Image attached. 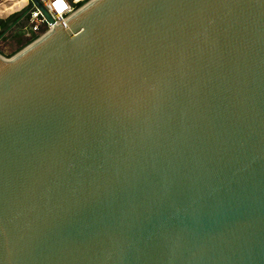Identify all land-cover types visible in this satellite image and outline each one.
<instances>
[{
    "label": "water",
    "instance_id": "1",
    "mask_svg": "<svg viewBox=\"0 0 264 264\" xmlns=\"http://www.w3.org/2000/svg\"><path fill=\"white\" fill-rule=\"evenodd\" d=\"M33 2L52 29L0 55V264H264V0Z\"/></svg>",
    "mask_w": 264,
    "mask_h": 264
},
{
    "label": "rangeland",
    "instance_id": "2",
    "mask_svg": "<svg viewBox=\"0 0 264 264\" xmlns=\"http://www.w3.org/2000/svg\"><path fill=\"white\" fill-rule=\"evenodd\" d=\"M6 1V4L4 2ZM89 0H72L73 4L79 8L84 3ZM16 3H12V0H2L0 2V21L4 20L1 29H5L3 33L0 34V55L6 58H10L19 51H21L29 43L37 39L40 35L47 31L44 28L43 22L32 26V33L34 29H41V34H32V38L27 36V32L30 30L29 19L30 16L27 15L21 22H19V14L23 13L24 9L10 11ZM9 10V11H7ZM7 11V14H6ZM12 25H9L10 22Z\"/></svg>",
    "mask_w": 264,
    "mask_h": 264
},
{
    "label": "built area",
    "instance_id": "3",
    "mask_svg": "<svg viewBox=\"0 0 264 264\" xmlns=\"http://www.w3.org/2000/svg\"><path fill=\"white\" fill-rule=\"evenodd\" d=\"M40 1L45 5V7L48 9V11L53 16V18L57 23L65 22V20L69 16H71L75 12V10H77V7L73 4L72 0H40ZM15 3L16 4L12 7V9H10V11H14V10L17 11L24 9L23 13L19 14L20 16L19 22H21L24 18H26L27 15L30 16L29 19L30 30L26 31L28 37L32 38V34L34 33L41 34L40 32L42 28L41 29L36 28L33 30L32 33V26L37 25L40 22H43L42 24H44V28H47V31H45V33L52 29V24L48 22L46 17L43 15V13L38 8V6L33 2V0H17ZM4 4H6V1L4 2Z\"/></svg>",
    "mask_w": 264,
    "mask_h": 264
},
{
    "label": "trees",
    "instance_id": "4",
    "mask_svg": "<svg viewBox=\"0 0 264 264\" xmlns=\"http://www.w3.org/2000/svg\"><path fill=\"white\" fill-rule=\"evenodd\" d=\"M2 24H4L2 21H0V27H2Z\"/></svg>",
    "mask_w": 264,
    "mask_h": 264
},
{
    "label": "crops",
    "instance_id": "5",
    "mask_svg": "<svg viewBox=\"0 0 264 264\" xmlns=\"http://www.w3.org/2000/svg\"><path fill=\"white\" fill-rule=\"evenodd\" d=\"M17 0H12V3H15Z\"/></svg>",
    "mask_w": 264,
    "mask_h": 264
},
{
    "label": "flooded vegetation",
    "instance_id": "6",
    "mask_svg": "<svg viewBox=\"0 0 264 264\" xmlns=\"http://www.w3.org/2000/svg\"><path fill=\"white\" fill-rule=\"evenodd\" d=\"M1 2V1H0ZM2 22L4 23V20H2Z\"/></svg>",
    "mask_w": 264,
    "mask_h": 264
},
{
    "label": "bare ground",
    "instance_id": "7",
    "mask_svg": "<svg viewBox=\"0 0 264 264\" xmlns=\"http://www.w3.org/2000/svg\"><path fill=\"white\" fill-rule=\"evenodd\" d=\"M0 1H2V0H0Z\"/></svg>",
    "mask_w": 264,
    "mask_h": 264
}]
</instances>
